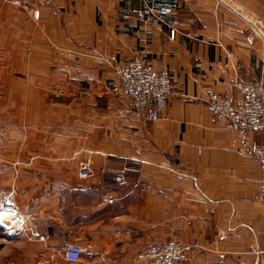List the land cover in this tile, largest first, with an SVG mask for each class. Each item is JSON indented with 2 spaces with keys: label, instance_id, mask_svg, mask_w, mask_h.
Returning <instances> with one entry per match:
<instances>
[{
  "label": "crops",
  "instance_id": "0c3cea01",
  "mask_svg": "<svg viewBox=\"0 0 264 264\" xmlns=\"http://www.w3.org/2000/svg\"><path fill=\"white\" fill-rule=\"evenodd\" d=\"M21 1H0V204L14 191L46 239L0 235V264H81L63 257L70 243L91 264H134L170 242L188 247L185 264H264V167L206 105L210 91L264 81V46L245 41L264 0ZM160 7L174 14L161 22ZM136 56L171 75L157 120L120 89L118 69Z\"/></svg>",
  "mask_w": 264,
  "mask_h": 264
},
{
  "label": "built area",
  "instance_id": "2783aa9c",
  "mask_svg": "<svg viewBox=\"0 0 264 264\" xmlns=\"http://www.w3.org/2000/svg\"><path fill=\"white\" fill-rule=\"evenodd\" d=\"M21 6V0H0ZM33 16L39 19L40 12L35 9ZM154 11L145 9L139 12L142 19L152 15ZM159 21L164 22L165 17L174 14L172 7H160L156 10ZM248 30L245 35L247 44L259 42L264 46V20L256 17H246ZM180 21L174 19L171 24V38L175 39L179 31ZM227 59L234 63L236 57L229 51ZM121 92L128 97L131 106L151 120H157L166 109L173 93L172 79L168 69L156 70L152 64L147 63L141 56H136L118 69ZM238 95L232 93H219L210 91L206 105L212 114L224 119L238 131L236 150L239 154L255 159L264 167V142L256 141L254 133H264V81L253 78L248 81L236 83ZM79 174L83 178L93 174V168L82 163ZM122 181L123 176H117ZM259 197L264 199V182L259 186ZM7 212L0 223V235L4 240L7 237L15 238L28 235L31 240H45L46 235L33 226L28 225V217L23 214L14 201V191L5 194L0 204ZM188 249L179 242H170L164 245L153 244L138 253L134 264H185L183 255ZM67 261L81 264H91L92 254L87 247L70 243L61 251ZM55 259V255H51Z\"/></svg>",
  "mask_w": 264,
  "mask_h": 264
},
{
  "label": "bare ground",
  "instance_id": "6f19581e",
  "mask_svg": "<svg viewBox=\"0 0 264 264\" xmlns=\"http://www.w3.org/2000/svg\"><path fill=\"white\" fill-rule=\"evenodd\" d=\"M6 211H5V209L4 208H0V223L2 222V219H3V217L4 216H2V215H6Z\"/></svg>",
  "mask_w": 264,
  "mask_h": 264
},
{
  "label": "water",
  "instance_id": "95a60500",
  "mask_svg": "<svg viewBox=\"0 0 264 264\" xmlns=\"http://www.w3.org/2000/svg\"><path fill=\"white\" fill-rule=\"evenodd\" d=\"M0 230H2V228L0 227ZM7 239H11V237H7Z\"/></svg>",
  "mask_w": 264,
  "mask_h": 264
}]
</instances>
